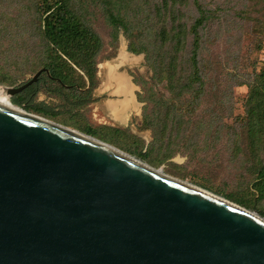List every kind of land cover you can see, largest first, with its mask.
<instances>
[{
	"label": "water",
	"instance_id": "water-1",
	"mask_svg": "<svg viewBox=\"0 0 264 264\" xmlns=\"http://www.w3.org/2000/svg\"><path fill=\"white\" fill-rule=\"evenodd\" d=\"M43 72L2 89L10 99ZM10 104H0V264H264L258 212Z\"/></svg>",
	"mask_w": 264,
	"mask_h": 264
},
{
	"label": "trees",
	"instance_id": "trees-1",
	"mask_svg": "<svg viewBox=\"0 0 264 264\" xmlns=\"http://www.w3.org/2000/svg\"><path fill=\"white\" fill-rule=\"evenodd\" d=\"M34 1L25 13H31L28 23L36 31L41 49L37 55L21 57L20 75L41 69H47L48 74L41 73L37 82L13 96L11 103L45 119L49 114H72L77 124L85 125L79 109L98 86L95 57L102 47L100 38L82 19L75 0ZM100 5L111 29L110 44L116 48L122 34L127 51L143 55L152 72L149 86L146 81H132L141 89L136 100L143 104L141 127L151 133L147 146L136 136L124 134L127 129L97 126L111 133L120 150L155 168L177 155L190 157L191 153L207 151V140L200 145L198 137L202 132L208 137L212 130L210 145L220 142V129L231 128L227 120L231 118L233 90L246 86L245 114L237 126L245 134L251 157L264 154V68L251 73L248 68L256 63L244 65L240 57L242 38L251 36L257 50L264 40V0H100ZM6 13L1 15L3 19ZM14 16L12 19L19 18V14ZM0 23L1 43L7 36V25L1 18ZM219 41L225 43L224 52L212 58L211 48ZM23 44L26 41L17 45L22 49ZM79 70L86 73L85 78ZM40 84L46 85L58 104L30 103ZM158 85L167 91L168 98L154 89ZM80 131L87 135L84 129ZM251 190L258 199L264 198V162L255 170ZM228 198L248 207L241 198Z\"/></svg>",
	"mask_w": 264,
	"mask_h": 264
},
{
	"label": "rangeland",
	"instance_id": "rangeland-1",
	"mask_svg": "<svg viewBox=\"0 0 264 264\" xmlns=\"http://www.w3.org/2000/svg\"><path fill=\"white\" fill-rule=\"evenodd\" d=\"M34 3V0H0V18L6 21L7 25V36H4L0 43V67H4L2 70L3 76H0V88L17 87L25 83L34 75L33 73H27L24 76L20 75L21 69L19 66V64L22 62L21 57H25L27 55H37L38 50L41 49L37 44V33L32 27H30L28 23H31L32 20L31 13L30 15L25 13V10ZM74 4L77 10H79L80 15L86 25L96 33L102 43V47L99 49V52L95 57V75L97 77V83L100 82L102 77H107V73L109 76V70L112 67H116L115 71L117 73L124 72L128 74L132 81L133 78L140 81H146L148 82V86L149 84L153 83L151 80L152 72L146 66L143 55L135 56L129 53L127 51V41L122 34H120L118 37V41L115 44L116 48L110 44L111 29L107 26L103 17L100 0H75ZM3 12H7L4 19L1 16ZM16 14H19V18L12 19L15 18L14 15ZM22 26L24 28H22ZM232 29L233 28H230L232 33H237V31H232ZM20 38H23V42L26 41V44L22 45V49H20V45H17L22 43ZM240 45V57L243 60L242 63L244 65L246 62L249 63L254 61L256 63L251 68H248L249 72L257 73L260 68H264V40H262L260 44L258 43V46H260L258 50L256 49V40H253L251 36L245 39L242 38ZM91 46L92 44L89 42L88 47ZM122 48L131 61L127 59V62L120 65V62L117 60L119 51ZM224 48L225 43L223 41H219V43L214 48H211L212 50L210 54L212 58L215 56V58H218L219 55L221 56L224 52ZM84 51L86 50L84 49L83 52ZM79 71L80 72H78V74L85 78L86 73L83 70ZM40 85L42 87L38 88L37 94L30 103L58 104L59 100L46 91V85ZM50 86L53 87L52 85ZM155 88L158 89L159 93H162L165 98H168L167 91L163 89L161 85L154 86V89ZM136 92H141L139 86H136L135 97ZM247 96L248 88L246 86L237 87L233 90L231 95L232 113L231 118L227 120V124L231 128L220 129L219 137L221 140L218 144H216L214 147L210 145L213 136L212 130L208 137L202 132L198 137L199 144L202 145L203 142L201 141L206 139L208 146L207 151H201L197 154L191 153L190 157H188V155H177L158 168H161L164 174L172 178L206 190L244 209L258 212L261 217H264V198L258 199V195L253 194V191L251 190V184L255 178V170L263 164L264 154L259 152L257 159H253L251 157L248 150V143L247 141H244L245 134H243L242 128L237 126L238 120L245 114L244 106ZM13 98L14 97L8 99L10 102H12ZM13 105L27 113L40 117L42 116L32 112L31 110L27 111L21 106H17L15 104ZM142 107L143 104L139 103L140 111H137L138 115L132 116V119L129 120L128 127H123V129L127 130L123 131L124 134L126 132V134H132L136 136L142 140V142H144L145 146H147L151 141V133L150 131L144 130L141 127ZM79 110L82 118H84L85 122L87 123L85 125L82 124L84 127L77 124L76 117L72 114L63 113L57 114L55 116L49 114L46 115V119L70 130L81 132L80 129H84L87 132V135L112 145L120 150L121 146L119 143H115V140L112 139L113 137L109 131L106 132L103 129L97 128V126H102L104 121L108 123L109 120L108 117H106L103 103L96 99L93 91L87 98L85 104L80 106ZM201 111L202 110H200V112ZM87 126H91L92 128L96 129L88 131L85 129ZM122 133H119V135H122ZM234 144L238 147L234 146ZM229 195L235 198L243 199L248 207L246 208L245 206L237 204L231 198H228Z\"/></svg>",
	"mask_w": 264,
	"mask_h": 264
},
{
	"label": "crops",
	"instance_id": "crops-1",
	"mask_svg": "<svg viewBox=\"0 0 264 264\" xmlns=\"http://www.w3.org/2000/svg\"><path fill=\"white\" fill-rule=\"evenodd\" d=\"M119 74L120 72H118ZM124 74L121 76L122 80H117L112 75L108 76L107 73V77L100 79L93 92L96 99L103 103L106 117L109 120L108 123L104 121L103 125L126 128L132 116L138 115L140 111L139 103L135 97L136 86L132 83L131 77ZM123 84L124 88L119 87Z\"/></svg>",
	"mask_w": 264,
	"mask_h": 264
},
{
	"label": "bare ground",
	"instance_id": "bare-ground-1",
	"mask_svg": "<svg viewBox=\"0 0 264 264\" xmlns=\"http://www.w3.org/2000/svg\"><path fill=\"white\" fill-rule=\"evenodd\" d=\"M136 58V57H135ZM130 58L127 56V54L125 53V51L123 50V48L119 51V57H118V60L120 62V65L124 64L125 62H127ZM115 68L116 67H112L110 68L109 70V75H112V76H115V75H118V73L115 71ZM119 80V79H117ZM0 104L4 105V106H7L11 109H14V107L10 104V100L8 99V96L7 94L5 93L4 89L0 88ZM16 110V109H14ZM17 111V110H16ZM111 150L115 151L114 149L111 148Z\"/></svg>",
	"mask_w": 264,
	"mask_h": 264
},
{
	"label": "flooded vegetation",
	"instance_id": "flooded-vegetation-1",
	"mask_svg": "<svg viewBox=\"0 0 264 264\" xmlns=\"http://www.w3.org/2000/svg\"><path fill=\"white\" fill-rule=\"evenodd\" d=\"M118 57H119V55H118ZM124 75H125L124 73H120L119 75H115L114 78H115V79L122 80V77H121V76H124ZM119 87L124 88L125 85L123 84V85H121V86H119Z\"/></svg>",
	"mask_w": 264,
	"mask_h": 264
}]
</instances>
